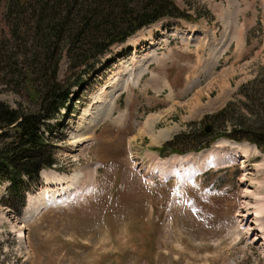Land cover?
<instances>
[{"label": "rangeland", "instance_id": "obj_1", "mask_svg": "<svg viewBox=\"0 0 264 264\" xmlns=\"http://www.w3.org/2000/svg\"><path fill=\"white\" fill-rule=\"evenodd\" d=\"M170 1L182 17L99 52L119 28L94 0H79L84 11L75 6L62 28L45 19L33 29L29 19L15 37L0 0V46L26 55L0 73V101L35 108L56 58V79L73 84L45 123L56 163L44 171L70 181L25 182L17 213L0 176V264H264V150L220 135L229 121L264 125V0ZM87 55L86 72L70 69ZM227 103L230 118L211 120ZM201 131L209 147L170 150L196 146Z\"/></svg>", "mask_w": 264, "mask_h": 264}, {"label": "trees", "instance_id": "obj_2", "mask_svg": "<svg viewBox=\"0 0 264 264\" xmlns=\"http://www.w3.org/2000/svg\"><path fill=\"white\" fill-rule=\"evenodd\" d=\"M109 1L116 2L115 0H94V4L96 7H101L100 17L104 21H109L108 25L112 26L111 29L118 27L119 30L107 33V36L102 39L99 52L105 51L113 43L123 42L127 36L137 29L147 26L162 17H182L177 13L176 6L170 0H118V2L121 1V3H118V7V4L112 6L114 2L106 6ZM75 6L80 8L78 12L84 11L82 10L84 9V2H79V0H2L1 9L3 10L2 17H4L10 35L15 37L22 28L24 29V25H26L24 21L29 19H32L33 29L40 26L41 21L45 19L57 23L62 28L69 19L70 10L77 11ZM45 24L46 21L42 25ZM11 48L6 45L5 52L0 46V54H2L0 55V73L4 75L7 72V65H12L10 59H13L18 65L20 59L26 58L23 53L14 56ZM36 53L38 52L34 49L33 54ZM92 58L93 56L87 55L76 62L74 66L71 65L70 69L77 70L81 66L80 70L86 72L90 66L87 61L91 62ZM56 70L57 58L54 59L50 82L43 85L39 84L37 88L36 97L38 99L35 102V108H24L19 104L10 107L0 101V129L11 127V135H8L5 131L6 136L5 133L0 135V137H7V141L0 147V176L3 175L4 180L8 183L7 196L9 198L14 197L17 200L16 206L12 205L17 213L23 205V194L26 191L25 182L36 181L37 174L41 169L49 168L56 163L52 143L49 141L51 129L45 123L48 122L47 120L55 118L59 109L66 106L73 85L72 82H67V80H57ZM228 106L227 103L215 115L210 116V119L214 120L215 123L220 122L218 118L221 115L223 121L228 120L230 118ZM229 123L233 126L225 128V125L222 124L221 136L236 141L246 140L264 150V125H258L253 129L250 127L245 128V126L241 128L240 124L236 122L229 121ZM188 134L190 133L187 131L183 137H187ZM198 134L201 135V139L196 146L181 150L170 148V150L179 154L190 150L196 151L206 147L212 141L209 137L210 132L201 131ZM180 135L182 134L172 136L170 140L159 147V150L173 146ZM6 204L12 207L8 200Z\"/></svg>", "mask_w": 264, "mask_h": 264}, {"label": "bare ground", "instance_id": "obj_3", "mask_svg": "<svg viewBox=\"0 0 264 264\" xmlns=\"http://www.w3.org/2000/svg\"><path fill=\"white\" fill-rule=\"evenodd\" d=\"M149 127V126H148ZM161 135V134H160ZM162 136V135H161ZM155 138H158V137H155ZM154 141H157L156 139L154 140ZM242 156L241 157H243V160L244 161H246V159H247V155H246V153H242L241 154ZM240 156V155H239ZM45 169H41L40 170V176L41 177H44L45 179H46V184L47 185H56V184H60V183H65V182H69L70 181V179H68V180H66L67 178L66 177H62L61 175H59V174H57V173H49L50 175H48V173L46 172V171H44ZM62 191H64L63 190V188L61 189V192ZM57 192H59V195L58 196H60L61 195V193H60V191H56V192H53L51 195H43V198H42V200H41V203H43V204H46L47 203V201H50L51 199H53V198H55L56 197V193ZM65 192H63V194H64ZM28 202H30V205H31V198L29 197V201ZM27 208V207H26ZM26 210H28V208L26 209ZM30 210V209H29ZM255 213H254V217H260V215H258V213H257V211H254Z\"/></svg>", "mask_w": 264, "mask_h": 264}, {"label": "water", "instance_id": "obj_4", "mask_svg": "<svg viewBox=\"0 0 264 264\" xmlns=\"http://www.w3.org/2000/svg\"><path fill=\"white\" fill-rule=\"evenodd\" d=\"M204 131H208V127L207 126L204 127Z\"/></svg>", "mask_w": 264, "mask_h": 264}]
</instances>
